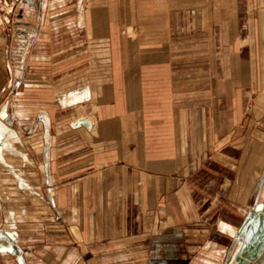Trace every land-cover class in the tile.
<instances>
[{
  "label": "crops",
  "instance_id": "1",
  "mask_svg": "<svg viewBox=\"0 0 264 264\" xmlns=\"http://www.w3.org/2000/svg\"><path fill=\"white\" fill-rule=\"evenodd\" d=\"M91 3L0 0V264H232L264 229L257 220L264 202V119L258 129L229 114L224 123L217 99L211 121L202 107L193 117L191 94L176 98L191 91L192 81L176 73L175 56L153 51L118 75L134 76L150 106L117 110L109 81L100 88L98 121L79 123L87 114L68 113L93 100L92 83L61 85L76 76L73 67L95 60L81 57V47L96 45L113 21L112 0ZM176 3L186 0L169 1L165 11L160 2L151 8L141 0L137 8L136 1L140 30H153L160 13L176 12ZM214 8L221 15L217 29L226 35L221 31L222 44L236 46L240 59L242 46L253 45L249 29L241 34V14H252L254 25L264 0L220 1ZM49 13L58 16L50 22ZM144 14L152 15L150 24L143 25ZM246 23L249 28V16ZM46 29L55 37H44ZM143 36L136 44H159ZM42 44L43 86L29 89V67ZM206 85L210 98L223 95ZM130 240L134 259L122 247ZM247 263L264 264V249Z\"/></svg>",
  "mask_w": 264,
  "mask_h": 264
},
{
  "label": "rangeland",
  "instance_id": "2",
  "mask_svg": "<svg viewBox=\"0 0 264 264\" xmlns=\"http://www.w3.org/2000/svg\"><path fill=\"white\" fill-rule=\"evenodd\" d=\"M136 1H138V8L140 7L141 0H112L113 13L111 16L113 21L110 23V28L106 29V33L103 37L101 36L99 40L97 39L96 45H94V42L92 41L91 45L86 44L81 47V50H84L81 57H93L95 60L83 61L80 62L78 67H73L69 72L70 74L76 72V76L72 79L65 78L64 83L61 85V89L65 90L82 82L90 81L94 89L95 97L91 102L73 107L68 115L81 116L87 114L91 123L92 120L97 122L100 108L98 106L100 100L98 99L100 98V88L104 86L105 82L109 81L111 82L110 86L113 90L111 102L115 103L117 110L121 109L123 111V109L130 104L135 112V108L138 106L140 107L144 102H147L150 106L152 101L145 99V95L143 94L142 96L141 92L137 90L138 85L135 83L134 76H131L129 79V77L125 78V76L118 77V75H123L126 73V70H129L130 68L135 70L136 66L134 59L141 54H150L154 51L157 53L163 52L162 54L165 53V56L170 55L169 57L175 56L176 60L172 67L174 66L175 69V66H181L178 67L180 72L176 70L177 68L175 69L176 73L186 76L187 80L192 81L193 87L191 91L187 90L185 94L179 93L176 98L177 101L179 100L178 98L188 100V97L191 94L192 102H188V105H196L195 107L197 109V113H192L193 117L199 114L200 107H202L203 109L201 112L203 116L211 121L212 115L217 114V111L220 109L216 110L212 107L217 99L216 103L219 102L221 109L224 108L223 112L222 110H219V114L222 113L224 116V123L228 122V118L226 119V117L229 115L233 116L236 122L239 119L244 121L248 118L250 124L256 122V129H258V121L261 123L264 119V14L255 15L256 20L254 25L252 14H241L240 19L243 24H245L244 30H241V34H247L250 30L249 34L253 45L250 48H248L247 45L242 46V54L239 59L238 56H236V46L233 48L222 44V30L217 29L216 24L219 21L217 17L221 18V15H217V13L215 14L217 11L214 6L220 1L227 2L228 0H186V4L176 3L175 8L171 7L172 9H175V13L174 10H171L168 16L167 13L166 15H163L162 12L160 13L159 22L154 19L156 24L154 25L153 30H151L152 28H149L150 30L146 28L145 30H140L142 24L138 25V22L141 23V21L136 20L138 17V14L136 13ZM152 1L153 0H144L147 5H150L149 7H151L152 4L156 5L157 2H160V10L165 11V6H168L169 1L171 0H154V3H152ZM91 2L92 0H87L89 5L92 4ZM212 9L213 11L211 12ZM57 16L58 15L56 14L49 13L47 20L51 22V18L55 19ZM143 16H145L146 20L143 25L152 22V15L144 14ZM146 16L149 18H146ZM248 16L250 20L249 28H247L248 24L246 23ZM138 18H141L140 14ZM137 25L139 27H137ZM44 32V37H55L54 29H46ZM224 32L222 33L223 35H225ZM141 34H144V36ZM152 35L154 38L156 37V43H159L158 45L136 44L139 43L138 37L143 36V38L147 40L152 39ZM45 49L48 51L50 48L45 47ZM70 51L71 48H64L63 54L65 55V58L71 57V53L69 54ZM90 54L92 55L90 56ZM123 55L126 56L124 57ZM130 55H132L133 61H128ZM123 57L126 58L128 62L124 60ZM85 66L86 68H84ZM88 66L90 67L89 72L86 70ZM110 70L113 75L116 74L112 78L109 77ZM216 71L219 72L218 74L221 73V75L224 76V81H220L218 74L213 75ZM29 72V89L41 88L40 85L42 84L43 86V44L36 47L34 57L29 67ZM238 75H240V78ZM124 80H128L126 85L123 83ZM205 80L206 82H209L211 87L220 88L224 92L223 95L222 93H219V95H217L218 98H210L211 94L209 92V87H207V85L205 87L203 86ZM198 81H203V83L200 84ZM237 85L239 86L237 87ZM107 87L109 91V84ZM32 96H34V94H32ZM105 97L106 103L109 101V98L106 95ZM69 100L70 99L67 98L65 101ZM37 101L38 99L35 102ZM38 102L40 105H43V101ZM56 107L58 108V106ZM117 110L114 111L109 109L108 113L119 112ZM59 112L60 111L57 110L56 113ZM233 113L235 115H233ZM224 123L220 121L218 123V125L221 124V126L219 125V128H221ZM242 123L241 126L243 125ZM112 128L116 130L115 127ZM128 130L124 131L125 134H128ZM199 130L200 129L197 128V135ZM207 130L210 132V127L207 128ZM133 131H135L134 128ZM193 132H195V129H193ZM166 133L162 128L160 129V135H162V138H167L168 134ZM129 137H131V140ZM128 139L130 146H132V139L134 138L132 135L128 134ZM218 145H222V141ZM214 146L217 147L215 144ZM207 149L210 151V148ZM262 204V212L257 214V220L264 221V202ZM134 243V240H130L127 244L122 245L123 248H127L126 253L128 254V258H135L133 253V250L135 249ZM200 243L201 241H197L194 245L200 246ZM241 264L248 263L242 262Z\"/></svg>",
  "mask_w": 264,
  "mask_h": 264
},
{
  "label": "water",
  "instance_id": "3",
  "mask_svg": "<svg viewBox=\"0 0 264 264\" xmlns=\"http://www.w3.org/2000/svg\"><path fill=\"white\" fill-rule=\"evenodd\" d=\"M79 123L90 126L91 121L85 117L79 119ZM264 249V229L260 231L255 240L246 246L241 254L236 257L232 264H241L255 258Z\"/></svg>",
  "mask_w": 264,
  "mask_h": 264
}]
</instances>
